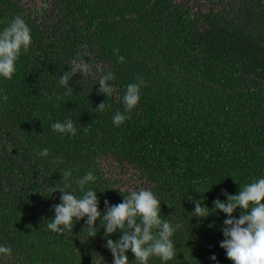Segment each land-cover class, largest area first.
Here are the masks:
<instances>
[{"label": "trees", "instance_id": "1", "mask_svg": "<svg viewBox=\"0 0 264 264\" xmlns=\"http://www.w3.org/2000/svg\"><path fill=\"white\" fill-rule=\"evenodd\" d=\"M16 15L33 40L13 78H0L8 96L0 102V244L12 248L0 264H112L99 220L95 236L86 218L63 233L47 229L60 203L53 189L69 168L66 190L78 196L75 178L94 171L89 187L101 211L105 199L118 204L131 190L152 189L165 218L183 225L168 264H215L212 253L233 264L220 247L227 214L211 208L227 199L223 190L236 194L264 177V0H0V29ZM80 59L92 72L76 73L68 93L60 75ZM106 73L115 76L108 97L98 84ZM141 76V99L117 127L126 86ZM102 102L111 107L98 111ZM65 118L77 135L52 130ZM43 148L48 157L37 154ZM191 197H204L212 213L192 217Z\"/></svg>", "mask_w": 264, "mask_h": 264}, {"label": "clouds", "instance_id": "2", "mask_svg": "<svg viewBox=\"0 0 264 264\" xmlns=\"http://www.w3.org/2000/svg\"><path fill=\"white\" fill-rule=\"evenodd\" d=\"M32 40V29L23 15H16L0 29V78H13L17 71V61L22 52L29 51ZM118 60L123 63L125 57L119 55ZM91 72L92 69L86 60H74L70 69L60 75L59 84L66 92L73 93L69 87L70 79L76 73L84 75ZM114 79L112 73L101 75L98 81L99 92L108 97L113 92L110 81ZM142 86H145L142 76L138 77L136 82L127 84L122 97L124 111H116L112 116L115 126L119 127L129 118L131 110L141 99ZM7 99V94L0 91V102ZM106 107L110 108L111 105L102 102L96 109L103 111ZM51 128L63 135L75 136L78 133L71 118L57 120L52 123ZM49 153L48 148H43L38 150L37 154L43 158L48 157ZM62 176L64 187L53 189V192L59 190L61 196L60 203L53 206L54 216L48 219V230L63 233L66 229H72L75 222L86 218L88 237L95 236L99 230V220V227L104 229L106 247L113 254L112 264H131L132 261H135V264H149L153 258H159L161 264H168L176 258L177 248L173 237L183 225L179 221L172 222L165 218L161 211V200L152 189L139 188L131 190L127 195L121 193L123 200L118 204L105 199L104 211H101L97 190L89 187L90 182L97 181L93 170L75 178V184L82 193L79 196L66 190L72 187L73 169L64 170ZM223 195L227 199L222 201L217 198L213 201L214 208H211L227 214L223 222L224 239L220 241V247L225 249L226 256L233 264H264V177L240 186L236 194L223 190ZM204 199H189L195 205L194 211L191 212L192 217L207 218L212 213L209 212L210 208L204 203ZM238 208L239 216L233 215ZM114 233H119L116 240L111 238ZM129 251L135 256L132 261L127 254ZM11 254V246L0 244V256ZM210 260L219 264L215 253L210 255Z\"/></svg>", "mask_w": 264, "mask_h": 264}, {"label": "rangeland", "instance_id": "3", "mask_svg": "<svg viewBox=\"0 0 264 264\" xmlns=\"http://www.w3.org/2000/svg\"><path fill=\"white\" fill-rule=\"evenodd\" d=\"M106 171L108 172L107 174L114 175L116 178L122 177V180L125 181L130 187L137 186L139 184L138 182H136L137 180L135 177H130V172L122 174L119 172V169L114 168L112 166H107Z\"/></svg>", "mask_w": 264, "mask_h": 264}]
</instances>
